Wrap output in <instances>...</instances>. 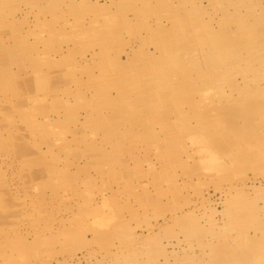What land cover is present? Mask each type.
Listing matches in <instances>:
<instances>
[{
	"label": "rangeland",
	"instance_id": "1",
	"mask_svg": "<svg viewBox=\"0 0 264 264\" xmlns=\"http://www.w3.org/2000/svg\"><path fill=\"white\" fill-rule=\"evenodd\" d=\"M0 264H264V0H0Z\"/></svg>",
	"mask_w": 264,
	"mask_h": 264
},
{
	"label": "bare ground",
	"instance_id": "2",
	"mask_svg": "<svg viewBox=\"0 0 264 264\" xmlns=\"http://www.w3.org/2000/svg\"><path fill=\"white\" fill-rule=\"evenodd\" d=\"M262 92V91H261ZM251 229V228H250ZM245 233V232H244ZM257 233V232H256ZM227 236V235H226ZM222 237V236H221Z\"/></svg>",
	"mask_w": 264,
	"mask_h": 264
}]
</instances>
